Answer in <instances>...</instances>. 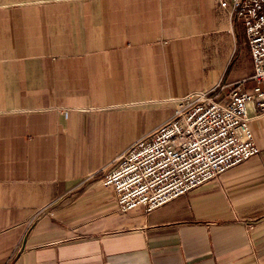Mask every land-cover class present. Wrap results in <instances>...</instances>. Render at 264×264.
Returning a JSON list of instances; mask_svg holds the SVG:
<instances>
[{"label": "crops", "instance_id": "1", "mask_svg": "<svg viewBox=\"0 0 264 264\" xmlns=\"http://www.w3.org/2000/svg\"><path fill=\"white\" fill-rule=\"evenodd\" d=\"M241 36L215 0L0 4V264H264L252 105L258 153L155 210L119 212L99 181L174 100L253 87Z\"/></svg>", "mask_w": 264, "mask_h": 264}, {"label": "built area", "instance_id": "2", "mask_svg": "<svg viewBox=\"0 0 264 264\" xmlns=\"http://www.w3.org/2000/svg\"><path fill=\"white\" fill-rule=\"evenodd\" d=\"M243 26L252 61L251 89L217 84L174 100L173 114L114 158L101 183L126 213L155 210L258 153L249 107L264 114V0H215Z\"/></svg>", "mask_w": 264, "mask_h": 264}, {"label": "rangeland", "instance_id": "3", "mask_svg": "<svg viewBox=\"0 0 264 264\" xmlns=\"http://www.w3.org/2000/svg\"><path fill=\"white\" fill-rule=\"evenodd\" d=\"M34 1H39V0H0V4H15V3H25V2H34ZM242 51V52H241ZM248 44L245 41V38H243L242 36L240 37V63L242 64V66H247L248 65ZM245 76H247V72L244 73ZM244 79V78H243ZM241 79V81L243 82L246 79ZM112 163V162H111ZM105 173V171L102 173L99 181L101 182V179L103 177V174ZM102 184V183H101Z\"/></svg>", "mask_w": 264, "mask_h": 264}]
</instances>
